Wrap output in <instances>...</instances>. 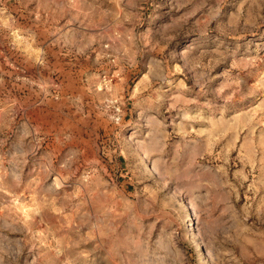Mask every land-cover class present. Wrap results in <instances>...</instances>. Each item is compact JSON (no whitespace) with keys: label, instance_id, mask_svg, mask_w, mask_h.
<instances>
[{"label":"rangeland","instance_id":"obj_1","mask_svg":"<svg viewBox=\"0 0 264 264\" xmlns=\"http://www.w3.org/2000/svg\"><path fill=\"white\" fill-rule=\"evenodd\" d=\"M0 264H264V0H0Z\"/></svg>","mask_w":264,"mask_h":264},{"label":"bare ground","instance_id":"obj_2","mask_svg":"<svg viewBox=\"0 0 264 264\" xmlns=\"http://www.w3.org/2000/svg\"><path fill=\"white\" fill-rule=\"evenodd\" d=\"M188 221H189V223H188V225L186 227V230L187 231H191V233L193 234L194 242L196 244V247L199 249V251L203 250L201 244L199 243L198 239L196 238L197 236L196 235L194 236V234H195V232H194V224L192 223L193 219L191 218V216L189 217ZM202 254H203V252H202ZM202 254H201V257H202L203 260H205Z\"/></svg>","mask_w":264,"mask_h":264}]
</instances>
